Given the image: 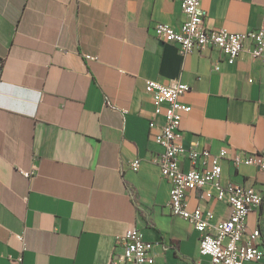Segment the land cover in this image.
Returning <instances> with one entry per match:
<instances>
[{"label": "crops", "instance_id": "obj_1", "mask_svg": "<svg viewBox=\"0 0 264 264\" xmlns=\"http://www.w3.org/2000/svg\"><path fill=\"white\" fill-rule=\"evenodd\" d=\"M203 6L211 27L264 28V0ZM184 21L178 0H0V264L21 252L23 264H109L132 227L154 242L150 264H212L194 224L170 211L171 184L153 160L164 150L160 128L149 124L164 116L146 82L190 87L186 146L264 154V61L247 50L235 63L215 48L183 55L155 36L156 23ZM32 166L27 178L21 170ZM221 178L264 191L253 165L223 159ZM187 201L230 216L203 188ZM263 212L248 225L261 227L264 248Z\"/></svg>", "mask_w": 264, "mask_h": 264}, {"label": "built area", "instance_id": "obj_2", "mask_svg": "<svg viewBox=\"0 0 264 264\" xmlns=\"http://www.w3.org/2000/svg\"><path fill=\"white\" fill-rule=\"evenodd\" d=\"M185 14V21L179 26L171 23L155 24V36L164 43L178 47L181 54L218 49L235 63L242 51L247 50L254 58L264 61V28L244 33L230 32L222 27L207 24L208 12L203 0H178ZM87 58L94 59L91 55ZM215 69H219L215 64ZM147 91L155 101V115L163 114V121L151 119V127L159 126L157 142L164 150L153 157L161 175L170 184L169 208L172 214L192 222L200 232L199 249L209 256L212 264H263L264 248L258 237V226L250 228L248 216L264 205V191L253 186L224 183L221 178L222 160L228 159L234 165H253L264 170V154L236 151L230 154L227 148L214 153L208 149L186 146L182 139L181 97L190 89L188 84L174 82L165 84L157 79H148ZM187 158L191 167L184 170L182 159ZM140 159L131 167L138 171ZM37 166L21 170L27 178H33ZM205 189L208 198L222 201L230 207V216L224 220L215 219L212 210L198 206L188 207V194L192 189ZM17 237L24 241L23 234ZM154 242L146 241L137 227L129 229L116 241L109 264H150L154 261ZM26 246L24 245V250ZM23 252L11 258L12 264H23Z\"/></svg>", "mask_w": 264, "mask_h": 264}, {"label": "bare ground", "instance_id": "obj_3", "mask_svg": "<svg viewBox=\"0 0 264 264\" xmlns=\"http://www.w3.org/2000/svg\"><path fill=\"white\" fill-rule=\"evenodd\" d=\"M261 236H262V230H261V227L259 226L258 227V237H259V240H260Z\"/></svg>", "mask_w": 264, "mask_h": 264}, {"label": "rangeland", "instance_id": "obj_4", "mask_svg": "<svg viewBox=\"0 0 264 264\" xmlns=\"http://www.w3.org/2000/svg\"><path fill=\"white\" fill-rule=\"evenodd\" d=\"M262 216H263V224H264V212H263V215Z\"/></svg>", "mask_w": 264, "mask_h": 264}, {"label": "trees", "instance_id": "obj_5", "mask_svg": "<svg viewBox=\"0 0 264 264\" xmlns=\"http://www.w3.org/2000/svg\"><path fill=\"white\" fill-rule=\"evenodd\" d=\"M262 209H264V205L262 206Z\"/></svg>", "mask_w": 264, "mask_h": 264}]
</instances>
